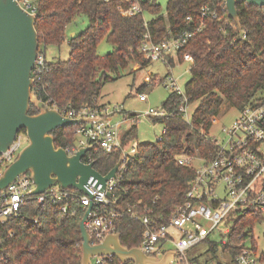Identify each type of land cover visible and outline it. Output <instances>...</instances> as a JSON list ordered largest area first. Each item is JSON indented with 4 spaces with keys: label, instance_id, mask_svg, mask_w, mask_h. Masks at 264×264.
<instances>
[{
    "label": "trees",
    "instance_id": "1",
    "mask_svg": "<svg viewBox=\"0 0 264 264\" xmlns=\"http://www.w3.org/2000/svg\"><path fill=\"white\" fill-rule=\"evenodd\" d=\"M138 2L141 13L123 16L118 8L126 7V0H41L35 21L38 51L45 54L46 47H59L66 40L70 52L66 60L46 59L49 69L39 78L31 74V91L36 98L58 111L101 109L104 106L98 97L104 82L128 67L141 68L150 62L138 48L145 34L158 44L201 27L176 54L179 62H183V54L192 57L184 86L189 105H194L190 122L178 110L180 97L170 92L162 103L165 114L153 119L154 123H164L160 140L136 143L137 151L112 191V208L123 213L116 228L121 244L128 248L141 245L145 228L139 218L166 221L184 201L194 171L180 165L177 158L210 156L215 148L210 127L224 112L223 107L240 110L264 103V6L236 5L238 27L227 17L224 0H169L164 14H160L156 0ZM203 6L215 11L217 18H203ZM142 11L154 18L145 21ZM79 17L86 18L87 26L68 36L66 28ZM101 40L113 46L104 57L96 49ZM34 113L37 110L31 105L28 114ZM77 127L52 131L55 147L72 150ZM135 132V126L130 127L121 144L133 141ZM119 156L120 150L104 153L98 149L87 152L83 161L89 157L95 170L104 175ZM63 206L65 212L61 211ZM83 212L71 198L42 204L34 199L26 201L18 216L0 221V264H81L79 222ZM255 217L240 218L234 224L236 230L254 225ZM228 241L221 247L204 241L209 254L206 260L218 261L219 252L228 253L229 258L237 254L238 241L231 233Z\"/></svg>",
    "mask_w": 264,
    "mask_h": 264
},
{
    "label": "built area",
    "instance_id": "2",
    "mask_svg": "<svg viewBox=\"0 0 264 264\" xmlns=\"http://www.w3.org/2000/svg\"><path fill=\"white\" fill-rule=\"evenodd\" d=\"M40 1L17 0L24 10L33 14H36ZM118 10L123 16L141 13L138 0H126V7H119ZM200 14L203 18H217V13L207 6L201 8ZM200 29L201 27L194 32H184L177 38H166L158 44L152 43L148 34H145L138 47L139 52L150 62H161L168 66L170 64L167 63V58L176 55ZM182 60L191 65L192 57L183 54ZM46 64L45 54L38 51L33 75L39 78L48 71ZM159 80L171 93L180 97L178 110L189 123L191 116L187 110L190 105L184 90L180 89L179 80L170 72ZM137 97L141 102L147 99L144 93L138 94ZM58 112L70 118L84 117L92 120L90 123L79 124L73 131L76 143L72 150L66 149L69 154L84 145L91 146L90 151L94 153L98 149L104 153L120 150L121 165L117 177L108 181L104 190L98 180L89 178L85 185L86 194L73 189L63 190L59 185H55L41 194L29 195L33 183L28 174L18 176L12 184L0 191V221L18 216L20 208L28 200L34 199L38 204H42L71 198L76 200L83 210L91 205L84 227L91 237L90 244H97L106 235L117 232V222L123 213L112 208V191L120 182L119 175L125 172L127 162L136 153L137 146L133 142L126 146L121 144L122 136L117 130L119 126L110 122L111 115L118 112L115 108H80L78 111L68 109ZM148 114L145 112L146 116ZM164 114L162 111L152 115L160 117ZM137 117L133 119L136 120ZM164 131L163 128L162 132ZM220 132L223 135L220 140L215 135H210L215 148L208 158L178 156V163L193 168L194 175L185 192L184 201L174 209L171 216L163 222L148 217L139 218L145 228L139 247L147 256L160 258L164 252L173 250L175 254L170 264H264V250L260 251L253 240L255 228L260 225L264 241V103L243 106L230 125L222 127ZM23 135L25 134L18 132L11 145L0 154V175L21 151ZM160 138L161 136L157 140ZM85 162H90V158ZM107 192L111 198L106 196ZM65 210L66 207L63 206L61 211ZM252 215H256L254 225H248L238 232L234 224L241 221L240 218L245 219ZM133 218L138 219L135 215ZM230 233L232 238L237 239L239 249L232 258L224 252L218 253V261H196L195 257L189 258V253L204 241L216 242L219 247L228 245ZM9 234L12 235L11 232ZM214 235L218 237L217 241L213 239ZM90 264L121 262L111 256H99L91 258Z\"/></svg>",
    "mask_w": 264,
    "mask_h": 264
},
{
    "label": "water",
    "instance_id": "3",
    "mask_svg": "<svg viewBox=\"0 0 264 264\" xmlns=\"http://www.w3.org/2000/svg\"><path fill=\"white\" fill-rule=\"evenodd\" d=\"M224 1L227 17L238 27L236 5L245 2L248 6H264V0ZM36 19V14L24 10L17 0H0V154L11 145L18 132L24 133L27 138V145L0 175V191L25 174L33 183L29 195L41 194L55 185L63 190L73 189L86 194L85 185L89 178L98 180L104 190L106 183L117 177L120 157L113 168L103 175L95 170L92 162L83 161L91 146H80L73 154H69L65 148L55 147L52 131L92 120L61 115L31 91V73L38 54ZM31 105L37 113L29 115ZM106 196L111 198L109 192ZM90 210L91 205L84 210L79 222L81 264H90L91 258L99 256H111L122 264H170L173 260V250L157 258L147 256L139 246L128 248L121 244L118 231L106 235L97 244H90L91 237L84 227Z\"/></svg>",
    "mask_w": 264,
    "mask_h": 264
},
{
    "label": "rangeland",
    "instance_id": "4",
    "mask_svg": "<svg viewBox=\"0 0 264 264\" xmlns=\"http://www.w3.org/2000/svg\"><path fill=\"white\" fill-rule=\"evenodd\" d=\"M156 1L160 5V14H164L169 0ZM142 15L145 21L154 18V15L148 11H142ZM86 26V18H76V20L66 28V34L68 36L70 34H76ZM96 49L97 54L104 57L113 50V46L101 40ZM45 51V56L48 61L66 60L70 52L66 40L62 42L59 47H46ZM174 63L175 67L171 70L161 62L148 63L141 68L138 66H131L130 68L128 67L122 70L118 77L111 78L109 81L103 83L98 97L99 104L110 110L111 108H115L118 111L111 115L110 122L119 126L117 130L120 132L121 136L125 135L130 127L135 126V138L130 142H154L161 136L164 123H154V116L152 114L163 111L162 103L167 99L168 94H170V89L165 88L162 83H159V79L169 71L174 78L176 77L177 80H179L181 90H184V86L189 80L190 64L176 60ZM139 93H144L147 99L141 102L137 97ZM193 106L194 105H192V107L189 106L187 110L190 116ZM223 111L222 115L212 124L209 132V135H215L219 140L223 137L220 132L221 128L229 126L238 112V110L229 108L228 106L223 107ZM145 112L149 113L148 116L145 115ZM135 116H138L136 120L133 119ZM26 145L27 138L23 135L21 150ZM261 236L262 232L260 225H257L253 234V240L260 251L264 250V241ZM213 239L217 241L218 237L214 235ZM206 250L207 245L201 243L189 253V258L196 257V259L206 260L209 257Z\"/></svg>",
    "mask_w": 264,
    "mask_h": 264
},
{
    "label": "crops",
    "instance_id": "5",
    "mask_svg": "<svg viewBox=\"0 0 264 264\" xmlns=\"http://www.w3.org/2000/svg\"><path fill=\"white\" fill-rule=\"evenodd\" d=\"M177 61L176 59V55H171L169 58H167V63L170 64V65H165L169 68V70H171L173 67H175V63L174 61ZM149 63H152V62H149ZM168 71V70H167ZM169 72V71H168ZM140 94V93H139ZM138 95V94H137ZM145 101V100H144Z\"/></svg>",
    "mask_w": 264,
    "mask_h": 264
}]
</instances>
